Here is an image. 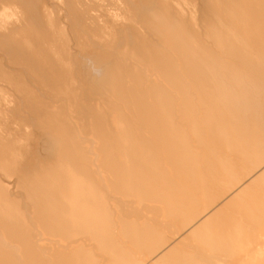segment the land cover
Masks as SVG:
<instances>
[{
    "label": "bare ground",
    "instance_id": "obj_1",
    "mask_svg": "<svg viewBox=\"0 0 264 264\" xmlns=\"http://www.w3.org/2000/svg\"><path fill=\"white\" fill-rule=\"evenodd\" d=\"M0 264H264V0H0Z\"/></svg>",
    "mask_w": 264,
    "mask_h": 264
},
{
    "label": "rangeland",
    "instance_id": "obj_2",
    "mask_svg": "<svg viewBox=\"0 0 264 264\" xmlns=\"http://www.w3.org/2000/svg\"><path fill=\"white\" fill-rule=\"evenodd\" d=\"M82 58H83L82 60L87 61V62H88L87 64H90V65L92 66V62H91V61L89 62V57H86V58H85V57H82ZM87 59H88V60H87ZM90 60H91V59H90ZM43 139L46 140L47 138L45 137V138H43Z\"/></svg>",
    "mask_w": 264,
    "mask_h": 264
}]
</instances>
